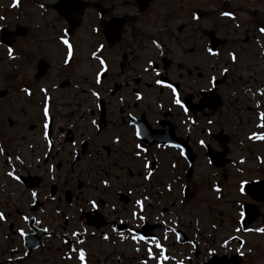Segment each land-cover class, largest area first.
Returning <instances> with one entry per match:
<instances>
[{
    "label": "flooded vegetation",
    "instance_id": "flooded-vegetation-1",
    "mask_svg": "<svg viewBox=\"0 0 264 264\" xmlns=\"http://www.w3.org/2000/svg\"><path fill=\"white\" fill-rule=\"evenodd\" d=\"M78 1L94 3L101 11L84 10L80 23L73 29L59 16L66 26L65 35H71L93 12L99 26H92L96 29L90 34L101 37L100 58H104L105 48L119 44L124 31L143 14L136 0H130L129 8L136 11L131 14L119 12L122 9L119 5ZM181 1L187 2L184 9L193 10L195 20L211 17L202 10V0ZM192 1L199 9L192 7ZM57 2L53 0L40 8L50 9L58 16L53 8ZM71 17L77 19L75 14ZM117 21H122L120 27L116 26ZM16 26L7 30L11 32ZM110 30L115 31L110 34L112 40L108 36ZM166 31L176 33L172 34L176 48L167 42L157 48V57L147 59L143 66L131 57L135 46L125 50L122 62L117 64L116 81L111 80L107 86L118 84L106 89L118 93L121 107L115 108L107 96L97 92L98 96H93L96 119L84 127L85 138L75 139V132L70 129L73 125L68 122L58 127V119L55 117V121L51 113L49 141H45V119L41 116L42 164L47 166L42 174L54 179L57 173L54 162L64 161L70 183L64 188L53 183L47 187L45 177L38 173L18 177L24 190L46 188V195L32 197L29 214L18 225L6 224L7 233L0 234V264H80L77 257L81 250L85 253L84 264H124L119 258L124 240L132 241L141 254L140 245L147 244L148 249L144 250L149 257L151 249V263L155 264L159 258V263L170 264L165 242L171 239L186 254L185 260L174 264H264V232L255 231L264 229V140L249 138L253 133L264 135V127H257L264 124L260 118L264 114V46L252 48L254 44L243 43L242 47L236 46L237 53H226H234L236 57L233 62L228 55L229 64L249 60L247 63L252 66L248 67L259 73L251 79L240 78L231 75L229 64H219L225 61L222 57L226 41L219 40L222 37L217 35V26L212 25L210 33L192 26H184L183 30L176 26L163 27L157 32ZM199 34L208 37L207 42H200L202 46H199ZM95 49L87 55L92 61L96 59L92 57ZM139 50L144 54L143 47ZM251 50H258V54L250 55ZM204 55L213 58L214 65L205 75ZM258 60L262 64L257 65ZM109 66L105 62L106 70L99 73L100 81L109 75ZM43 67L46 69L44 63ZM157 80L162 83L158 85ZM107 113L113 121L108 122ZM90 160L96 161L91 174H95L103 161L111 163L107 168L114 167L118 161L124 166L119 167L117 175L104 174V168H100V179L93 181V184L98 182L96 187L86 182L89 172L82 169ZM140 167L143 173L139 174L146 182L153 177L158 180L164 177L165 193L161 185L154 186L153 194L147 195L152 190L142 191L138 184L128 183V176L139 172ZM104 181L108 182L107 187ZM241 182H245L243 189ZM137 200L142 201V212L136 206ZM90 201L96 203L95 209ZM49 206L54 207V216H49ZM133 211L145 219H133ZM20 231L24 232L23 237ZM133 235L145 239L134 241ZM105 236L108 238L104 239ZM153 237L168 259L160 260V250L151 242ZM252 255L255 261L250 259Z\"/></svg>",
    "mask_w": 264,
    "mask_h": 264
},
{
    "label": "rangeland",
    "instance_id": "rangeland-1",
    "mask_svg": "<svg viewBox=\"0 0 264 264\" xmlns=\"http://www.w3.org/2000/svg\"><path fill=\"white\" fill-rule=\"evenodd\" d=\"M95 1L108 5L112 4L114 7L117 5L122 6L119 12L130 14L136 12L129 8L132 3L130 0ZM11 3L12 0H0V17H3V19H0V28L13 29L14 26L18 25L25 29V32L21 36L13 37L11 40L10 48L14 57L12 59L9 58L8 48L0 43V149H3V155H0V213H3L5 217L4 220H0V234L7 233V223L18 225L19 220L29 214L28 208L32 204V192L40 195L41 198H45L46 195V188H40L38 191L37 189L35 191L24 190L18 180H13L6 175L7 172L14 169V174L17 177L22 174L38 173L45 177L44 183L47 187L50 183H53L60 188H64L70 183L69 173L66 171L67 163L64 161L54 162V168L57 172L56 176H53L54 179L49 180L46 175L42 174L47 167L42 164L43 140L40 135L41 116L44 118L45 104H47L48 116L52 113L53 117L58 119V127L62 123L68 122L73 125V128L70 129L74 130L75 139L85 138L84 127L89 125L91 120L96 119L97 110L94 106L93 91L107 96L109 104L114 105L115 108L120 106L117 101L118 93H109L106 89L112 88L113 84H118L113 82L111 86H107L111 80L116 81L114 77L118 74L119 66L117 64L122 62L121 58H123L126 49L135 46L134 54L131 57H135L139 65L143 66L146 64L147 59L152 60L157 57L158 50L156 46V49L153 47L152 41L155 40L161 47L166 45L167 42H171V45L176 48L174 44L176 40L173 39L172 35H176V33L157 32L163 27L175 28L176 26L178 30L181 28L183 30L184 26H192L210 33L212 25L217 26V35L222 37L219 40L226 41L225 55L222 57L225 61H219L222 66L230 63L226 53L229 51H236L237 53L236 46L242 47L243 43L254 44V46H251L252 48H256L259 44L264 46V34L257 30L259 27L264 26V0H202V10L209 12L211 15L209 19H203L202 21L192 19L193 10L184 9L185 4H187L186 1L155 0L152 2L150 9L143 12L138 21L132 23L124 31L117 46L105 48L102 52L104 58H100L101 54L97 53L100 59L110 65L109 75L98 84L96 82L97 76L102 70L100 60L95 59L92 61L87 58V55L94 48L97 51L101 46L100 35L90 34L92 30L96 29L92 26H99L93 12H89L82 25L76 28L71 35L66 36V26L60 17L56 16L50 9H41L46 4L53 3V0H18L17 7H10ZM192 3L194 9H199L195 5L196 2L192 1ZM224 11L231 12L235 19L221 16V12ZM236 25H239V27ZM186 31L185 29L184 33ZM182 37L183 35L179 37L180 41ZM200 37L201 40H198V42L199 46H202L200 42H207L208 37L205 35H200ZM62 39H66L72 48L71 57L73 59L68 64L64 63L68 49L61 43ZM140 47L144 48V54L140 52ZM249 54L257 55L258 50H251ZM245 55L248 54L245 53ZM246 58L248 59L247 56ZM212 61L213 58L208 55H204L202 58L204 75L214 68ZM248 61L242 63L241 59L234 65H227L229 70L231 69V75L251 79L255 74H259L256 70L248 67L252 66L247 63ZM37 63H44L46 69L41 72L37 71ZM260 64H262V61L258 60L257 65ZM144 82H148V80ZM145 86H148V84H145ZM25 88L30 94L21 91ZM41 88L46 89V93L41 92ZM110 113L116 114V112ZM110 113H107L108 122L113 121ZM31 127L33 128L31 129ZM17 156L20 157L23 163L16 161ZM9 158H11V164L8 163ZM93 163H96V161L90 160L89 164L85 163L82 169L89 172L86 176V182H90L89 185L96 187L99 184L98 182L93 184V181L99 178L98 170L100 168H104V174L117 175L119 167L124 166L123 162L118 161L114 167L107 168L111 163L103 161L95 174H91ZM138 171L128 176L127 181L129 184H138L137 186L141 187L142 191L152 190L147 195L153 194L154 186L161 185V190L165 193L164 177H161L160 180L153 177L149 182H146L139 174L142 172L141 167ZM45 181L49 183L47 184ZM154 195H156L155 192ZM48 208L49 216H54L52 212L54 207L49 206ZM58 227L64 228L65 225H58ZM172 241L171 239L165 242L169 247L168 258H170V264L183 261L186 258L182 247ZM140 246L143 254L139 250L137 251L132 241L124 240L119 257L121 262H124V264H142V262L143 264H154L151 263V259L145 252L148 249L147 244H141ZM252 257L253 255L250 259L255 261ZM155 264H162L159 263V258L156 259Z\"/></svg>",
    "mask_w": 264,
    "mask_h": 264
},
{
    "label": "snow or ice",
    "instance_id": "snow-or-ice-1",
    "mask_svg": "<svg viewBox=\"0 0 264 264\" xmlns=\"http://www.w3.org/2000/svg\"><path fill=\"white\" fill-rule=\"evenodd\" d=\"M18 6V0H12V3L10 5V7H17ZM221 16H226V17H229L231 19H235L234 15L231 13V12H227V11H224V12H221ZM0 19H3V17H0ZM193 20L197 19L196 15L193 14V17H192ZM237 27H239V25H236ZM261 34H264V26H261L257 29ZM95 31V30H94ZM61 43H63L67 49H68V53H67V58L64 60V63L65 64H68L70 59H71V56H72V48H71V45L69 44V42L66 40V39H62L61 40ZM152 43L157 47L159 48L160 45L154 40L152 41ZM102 47V46H101ZM101 51L100 48L97 49L96 52H93L92 53V57L93 58H96V59H99L100 60V65L102 67V70H106L105 69V62L103 61V59H100L98 56H97V53ZM8 53H9V58L12 59L14 58L12 56V49L9 47L8 48ZM210 54L212 55H216L215 52H210ZM231 59L233 60V62H235V54L234 53H229L228 54ZM151 62H149L150 64ZM224 72H227V68L224 69ZM96 82L99 84L100 83V79H99V75L97 76V80ZM156 83L158 85H160L162 83V81L160 80H157ZM165 87H171V85H164ZM21 91H24L26 94H30V92H28V90L25 88V89H21ZM41 92H45L46 93V89H43L41 88ZM173 92L175 93V89H173ZM92 95L94 97L98 96V93H96L95 91L92 92ZM138 100L141 98L139 96V94H137V97H136ZM47 99V97H46ZM175 103L178 104L180 107H183L182 104H180V101L179 100H175ZM259 107V105H257ZM262 120H264V114H261V117H260ZM44 119H45V123H44V129H45V133H44V140L45 141H49V136H48V121H49V116H48V110H47V104H45V107H44ZM209 123H211V121H209ZM257 127H264V124H258ZM137 135H139V133H137ZM250 139H258V140H264V135H258L256 133H253L252 136L249 137ZM201 145H203V141H201ZM49 146H50V143H49ZM139 147V146H138ZM0 155H3V149H0ZM259 159V158H258ZM16 161H18L19 163H23L22 160H20V157L17 156L16 157ZM11 158H9L8 160V163L11 164ZM241 163H243V161H241ZM145 167L147 168L148 165L146 164ZM51 166H49V171H51ZM7 176H9L11 179L13 180H18L19 178L14 174V169L13 171H9L6 173ZM145 179H148V176H145ZM245 182H241V189H243V185H244ZM104 186L107 187L108 186V182L107 181H104L103 182ZM170 190V189H169ZM217 191H219V189H216ZM32 197L35 198L36 197V193L35 192H32ZM144 199H147V197H144ZM91 204V207L93 209L96 208V203L94 201H90L89 202ZM136 206L140 208V211L142 212L143 211V206H142V201L141 200H137L136 201ZM132 218L133 219H138V220H141L143 221L145 218L143 215H138L137 212L133 211L132 212ZM241 215H243V213H241ZM5 217H4V214L3 213H0V220H4ZM37 223H39V221H37ZM239 230V229H238ZM255 231L257 232H264V229H255ZM19 235L21 237L24 236V232L23 231H20L19 232ZM73 236H77V233H73ZM108 237H104V239H107ZM132 239L134 241H140V240H144L145 237H142V236H137V235H133ZM165 239H167V237H165ZM78 243H82V241H79L77 240ZM151 242L155 244V246L160 250V260H165V259H168L165 255H164V248L160 245L159 241L157 240V238L153 237L151 238ZM65 243H68L67 241H65ZM148 255H149V258H153L152 257V251L151 249L148 250ZM70 258V257H69ZM79 260H80V264H84V261H85V253L83 250L79 251L78 253V257H77ZM143 264V262H142Z\"/></svg>",
    "mask_w": 264,
    "mask_h": 264
},
{
    "label": "water",
    "instance_id": "water-1",
    "mask_svg": "<svg viewBox=\"0 0 264 264\" xmlns=\"http://www.w3.org/2000/svg\"><path fill=\"white\" fill-rule=\"evenodd\" d=\"M138 4L140 5V11H143L147 8L148 2L150 0H136ZM88 7H93L99 12L101 11L100 7H98L95 4L92 3H85L80 2L78 0H58L56 5L53 7L59 14L64 15V18L70 25L71 29L74 28V26L79 22L78 20H75L71 17V14H75V16L81 15L83 10H85ZM122 25V21H117V27H120ZM23 33L22 29H17L14 33V35H20ZM111 33H115L114 30H110L108 32L109 39L111 38ZM9 38L10 34L6 33V31L2 30L1 40L4 44L9 45Z\"/></svg>",
    "mask_w": 264,
    "mask_h": 264
}]
</instances>
